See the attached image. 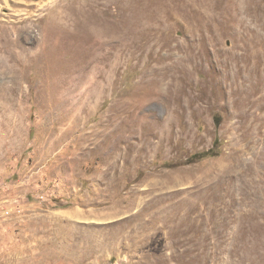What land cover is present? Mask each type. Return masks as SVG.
<instances>
[{
	"label": "rangeland",
	"instance_id": "374dc122",
	"mask_svg": "<svg viewBox=\"0 0 264 264\" xmlns=\"http://www.w3.org/2000/svg\"><path fill=\"white\" fill-rule=\"evenodd\" d=\"M0 264H264V0H0Z\"/></svg>",
	"mask_w": 264,
	"mask_h": 264
},
{
	"label": "trees",
	"instance_id": "16d2710c",
	"mask_svg": "<svg viewBox=\"0 0 264 264\" xmlns=\"http://www.w3.org/2000/svg\"><path fill=\"white\" fill-rule=\"evenodd\" d=\"M216 147H218V140L215 141V145L212 149L195 154L192 157V160H201L207 157L216 156L218 154V150H216Z\"/></svg>",
	"mask_w": 264,
	"mask_h": 264
}]
</instances>
